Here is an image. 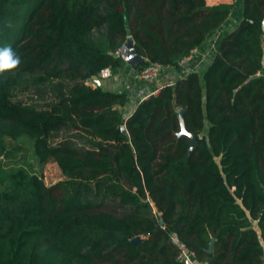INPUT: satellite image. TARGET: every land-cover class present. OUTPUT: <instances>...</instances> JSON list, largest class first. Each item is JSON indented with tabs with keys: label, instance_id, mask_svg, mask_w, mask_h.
Wrapping results in <instances>:
<instances>
[{
	"label": "trees",
	"instance_id": "obj_1",
	"mask_svg": "<svg viewBox=\"0 0 264 264\" xmlns=\"http://www.w3.org/2000/svg\"><path fill=\"white\" fill-rule=\"evenodd\" d=\"M227 13L204 0H0V47L21 58L0 74V264H182L176 242L205 264H263L264 0H241L201 75L125 116L124 91L88 82L123 63L127 35L136 68L177 66ZM23 136L63 175L49 188L18 164Z\"/></svg>",
	"mask_w": 264,
	"mask_h": 264
},
{
	"label": "crops",
	"instance_id": "obj_2",
	"mask_svg": "<svg viewBox=\"0 0 264 264\" xmlns=\"http://www.w3.org/2000/svg\"><path fill=\"white\" fill-rule=\"evenodd\" d=\"M204 3L205 6L210 8H227L226 17L217 28L207 34L201 44L197 45L193 51L191 50L186 55H183L177 66H166L155 82L140 79L137 76V68L131 67L123 61L119 66L102 69L97 76H94L95 79L90 80V84L98 85L104 89L124 91L127 100L122 106V112L123 116H125L141 98L155 93L160 85L173 83V81L184 76L190 70H194L201 75L214 54L220 37L235 26L241 13V0H204ZM261 44L262 58L259 73L264 78V16L262 20ZM253 226L258 231L254 221Z\"/></svg>",
	"mask_w": 264,
	"mask_h": 264
},
{
	"label": "rangeland",
	"instance_id": "obj_3",
	"mask_svg": "<svg viewBox=\"0 0 264 264\" xmlns=\"http://www.w3.org/2000/svg\"><path fill=\"white\" fill-rule=\"evenodd\" d=\"M159 75L156 78L148 79L146 81L151 80V81L155 82L156 79L159 77ZM61 131H62V129L58 132L61 134ZM70 131L74 132L73 129H70ZM54 139L55 138H52V140H54ZM20 140H22L27 145L28 151H27V154L25 157V161L23 163L18 162V164H21V166L22 165L26 166L27 163H29V165H27V168L41 174L42 181H43L46 188H49L50 186L54 185L58 179L63 177V175L61 174L57 164L55 163V161L53 159L49 158L43 164L38 165L36 158H35L34 154L32 153V149H31L32 138H30L28 136H23V137H21ZM78 144H80L79 141H78ZM18 164L16 163L14 165H18ZM9 165H12V164H2L1 167L6 168ZM57 192H58V190L55 189L54 193L56 194ZM104 207H106L107 209L117 210L116 205L112 202H106L104 204Z\"/></svg>",
	"mask_w": 264,
	"mask_h": 264
},
{
	"label": "built area",
	"instance_id": "obj_4",
	"mask_svg": "<svg viewBox=\"0 0 264 264\" xmlns=\"http://www.w3.org/2000/svg\"><path fill=\"white\" fill-rule=\"evenodd\" d=\"M195 48L196 46L192 47L189 51L191 50L193 51ZM123 49L124 46L123 44H121L114 50V53L122 57ZM163 67H164L163 63L159 60L149 61L146 64L137 68V76L140 79H145V80L156 78L164 69ZM256 73L260 74L259 70H257ZM92 76L88 79L89 83L90 80L92 81L93 79H95L94 75ZM176 243H177V251L175 254L176 260L180 261L182 264H205L204 261H199L195 258L194 253L191 249L186 248L179 242Z\"/></svg>",
	"mask_w": 264,
	"mask_h": 264
},
{
	"label": "water",
	"instance_id": "obj_5",
	"mask_svg": "<svg viewBox=\"0 0 264 264\" xmlns=\"http://www.w3.org/2000/svg\"><path fill=\"white\" fill-rule=\"evenodd\" d=\"M123 46H124V49H123L122 59L124 62L129 64L131 67H135V65L138 62H141L144 59L140 54H138L135 51V49L133 47L132 38L130 35L126 36L125 41L123 42ZM182 111H183L182 108H179L176 111L177 117H178V122H179V127H180V133L186 134L188 136V138H189L188 148H191L193 143H194V137L191 133L186 131V129L184 127V123H183V119H182ZM120 128L123 130L124 126L121 125ZM137 238H138V236H135V237H133V240H136ZM211 242H212V237L208 241V244L206 247L207 252L211 251Z\"/></svg>",
	"mask_w": 264,
	"mask_h": 264
},
{
	"label": "clouds",
	"instance_id": "obj_6",
	"mask_svg": "<svg viewBox=\"0 0 264 264\" xmlns=\"http://www.w3.org/2000/svg\"><path fill=\"white\" fill-rule=\"evenodd\" d=\"M20 64V56L10 46L0 47V74L12 71Z\"/></svg>",
	"mask_w": 264,
	"mask_h": 264
}]
</instances>
